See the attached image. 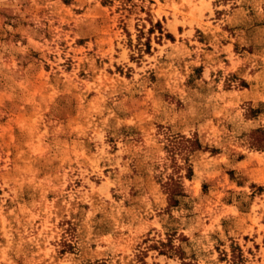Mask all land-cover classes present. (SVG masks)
<instances>
[{"label":"rangeland","instance_id":"rangeland-1","mask_svg":"<svg viewBox=\"0 0 264 264\" xmlns=\"http://www.w3.org/2000/svg\"><path fill=\"white\" fill-rule=\"evenodd\" d=\"M0 264H264V0H0Z\"/></svg>","mask_w":264,"mask_h":264},{"label":"trees","instance_id":"trees-1","mask_svg":"<svg viewBox=\"0 0 264 264\" xmlns=\"http://www.w3.org/2000/svg\"><path fill=\"white\" fill-rule=\"evenodd\" d=\"M170 198V197H169Z\"/></svg>","mask_w":264,"mask_h":264}]
</instances>
